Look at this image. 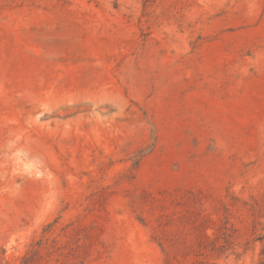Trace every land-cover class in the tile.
I'll use <instances>...</instances> for the list:
<instances>
[{
    "label": "rangeland",
    "instance_id": "obj_1",
    "mask_svg": "<svg viewBox=\"0 0 264 264\" xmlns=\"http://www.w3.org/2000/svg\"><path fill=\"white\" fill-rule=\"evenodd\" d=\"M0 264H264V0H0Z\"/></svg>",
    "mask_w": 264,
    "mask_h": 264
}]
</instances>
